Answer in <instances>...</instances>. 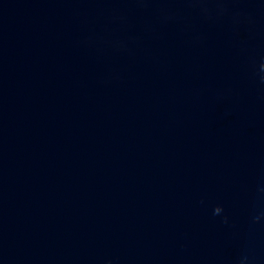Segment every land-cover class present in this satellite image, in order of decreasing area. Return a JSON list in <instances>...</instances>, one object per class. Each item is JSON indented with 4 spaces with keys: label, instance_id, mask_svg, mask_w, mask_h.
Here are the masks:
<instances>
[{
    "label": "water",
    "instance_id": "95a60500",
    "mask_svg": "<svg viewBox=\"0 0 264 264\" xmlns=\"http://www.w3.org/2000/svg\"><path fill=\"white\" fill-rule=\"evenodd\" d=\"M0 264H264L168 174L0 67Z\"/></svg>",
    "mask_w": 264,
    "mask_h": 264
},
{
    "label": "clouds",
    "instance_id": "9594fccd",
    "mask_svg": "<svg viewBox=\"0 0 264 264\" xmlns=\"http://www.w3.org/2000/svg\"><path fill=\"white\" fill-rule=\"evenodd\" d=\"M261 71H264V65H261ZM261 79L264 80V77H261ZM220 210V208L215 209L216 212H219Z\"/></svg>",
    "mask_w": 264,
    "mask_h": 264
}]
</instances>
